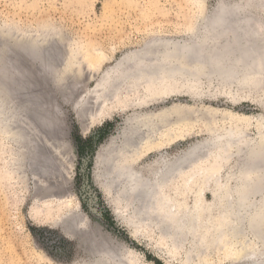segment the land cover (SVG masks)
Segmentation results:
<instances>
[{"label": "rangeland", "instance_id": "rangeland-1", "mask_svg": "<svg viewBox=\"0 0 264 264\" xmlns=\"http://www.w3.org/2000/svg\"><path fill=\"white\" fill-rule=\"evenodd\" d=\"M223 1L237 4L244 13L264 22V7L249 4L247 0H0V35L6 34L10 26L33 32L37 29L45 30L51 24L56 36H59L58 51H69L75 72V78L71 76L67 83L65 81L63 85L57 86L53 84L50 73L39 66V82H27L28 85L23 90L24 87H19V73L16 72L19 74L17 76L13 73L14 79L11 81L9 64L4 63L8 61L4 58L8 53L5 46H2L3 42H0V63L3 62L0 71L4 68L8 70L0 73V89L5 92V104L10 98L13 102L16 99L18 116L29 114L35 117L26 116L31 124L29 126L21 120H17V124L24 126L22 129L32 128L29 137L37 129L43 139L47 136L57 137L55 139L62 137L67 142L64 144L71 157L70 167L60 161L52 165L53 161L48 160V147H35V143L24 146L16 141L11 143L8 135L0 129V264H92L95 261V257L87 252L86 246L84 249L83 243L79 244V238L68 237L54 224L53 219L62 211H53L54 214L51 215L37 211L40 206L53 203L57 194L53 193L50 185L59 188L61 181L66 188L67 183H70L71 187L67 188V192L73 194L77 205L80 203L82 211L90 220L98 222L103 230L111 233L121 243V247L130 250L128 264H240L244 258L237 260L236 253L247 247L256 248L264 254V243L260 245L259 239L249 233L247 224L250 216L261 211V224L253 233L260 234L261 239H264V191L261 197L255 196L253 199L246 195L250 189L245 183L253 174H245L246 152L243 149L249 148L252 140H260L258 136L264 133V82L260 86L254 85L250 78H241L238 82H222L210 67L187 62L185 76L172 77L166 84L123 82L118 87V93L106 105L109 107L107 117L90 124L86 131H82L80 118L75 114V110L81 114L91 112L90 103V107L86 106V96L95 88L103 87L107 78L114 76L119 68L122 70L125 66L122 60L133 58L134 52L147 48L156 49L158 45L170 41L184 44L207 43L212 46L214 41L211 40V32L203 28V21L205 17L213 15L217 4ZM219 43L220 41L216 44ZM3 49L6 51H2ZM2 52L6 54L3 55ZM259 61H256L257 67H261ZM24 69L22 76L29 75ZM83 69H86L85 72ZM60 75L61 73L59 79ZM29 77L33 78L31 75ZM10 86L13 88L11 95L14 96L7 89ZM18 87L23 89L19 91ZM165 90L168 95L157 96ZM31 95L45 96L44 108L42 103L35 105ZM7 97L10 98L7 100ZM141 99L145 102L138 103ZM51 100L57 106V113L54 108L52 111L47 108L51 107ZM2 103L0 99V104ZM164 108L176 112L184 110L180 126L182 135L161 148L147 152L139 162L141 166L154 164L161 157L172 160L205 140H215L218 145L222 144L238 135V129L244 135V141L238 144L244 151L240 155H231L235 149L233 146L224 148L216 145L206 157L190 162L184 168L183 177L174 175L168 182L166 198L173 211L168 216V226L173 229L180 216L187 220L193 217L196 219L192 230L185 227L188 231L187 234L183 233L185 237L174 234L172 229L169 232L171 235L166 233L163 231L164 224L155 217L149 222H142L139 229L135 230L130 222L129 208H124L125 202L120 201L121 187L112 183V191L106 198L93 178L97 152L106 145L109 138L121 134L125 119L133 114L154 113ZM38 109L44 112L43 117L38 115ZM32 112L34 115L30 114ZM43 118H48L49 121ZM41 120L47 124H42ZM56 122L63 124L59 133L53 131ZM33 124L37 125L36 130ZM50 124L54 127L51 128ZM66 128L68 134L63 136L62 131ZM171 129L174 130L175 127L171 126ZM228 131H233L231 136H228ZM218 134L224 136L216 139ZM36 148L39 150H35ZM258 154L257 157L260 152ZM17 159H21V167L16 164ZM44 163L47 164L46 167ZM43 169L45 174L41 172ZM38 173H41L39 176L42 175L40 178L45 182L43 184L54 195L44 197L46 194L41 189V193L35 191L31 177L37 178ZM212 174L218 176V182L207 178ZM109 199L123 214L124 220L113 214ZM160 212L163 213L161 207ZM155 220V224H152ZM240 220L243 226L240 228L242 234H237L238 243L230 237L233 227ZM241 236L242 240L239 239ZM121 250L124 251L123 248Z\"/></svg>", "mask_w": 264, "mask_h": 264}, {"label": "bare ground", "instance_id": "bare-ground-1", "mask_svg": "<svg viewBox=\"0 0 264 264\" xmlns=\"http://www.w3.org/2000/svg\"><path fill=\"white\" fill-rule=\"evenodd\" d=\"M247 2L249 4L264 7V0H247ZM217 7L218 8L215 10V13L207 18L205 17V20L203 21L205 23L203 28L211 32V40L214 41L212 46H209L207 43L191 42L188 44H184L177 41H170L158 45L156 49L147 48L134 52L132 53L133 58L127 60L126 58H124L122 62L125 63V66L122 68V70H120V68L119 70L115 69L118 71L116 72L117 74L114 72V76L110 75V77L107 78V83L104 84L103 87L95 88L86 96V106H88V104L90 103L89 105L92 106L91 112L87 111L88 113L85 112L81 114L75 110L76 116L80 118V126L82 131H86L90 124L99 122L103 118L107 117V115L109 114V107L106 105L107 103H109L108 101L112 100L116 93H118V87H120L123 82L127 81L130 83H143L145 85L156 84L159 82H163L164 84H166L168 81L171 80L172 77H184L187 73L186 65H188V63L195 62L197 64H204L210 67L213 72H216L222 82L229 83L232 80H236L238 82L241 78L245 79L244 75L248 74V72H253L255 68H257L258 74L251 77L249 80H251L254 85L259 84L258 86H260V84L264 82V70H262L259 66L257 67L256 61L260 60V63L264 61V22H259L251 14L244 13L243 9H241V7L237 4H229L223 1L219 2L217 4ZM46 28H44L45 30L37 29L33 32H28L18 27L10 26L6 34L0 35V42H3L2 46H5V49L8 53L7 57L4 56L5 60H8L4 63L9 64L8 74H10L11 76L13 75V73L14 76L20 74L19 77L21 80H19L18 78V82H20L19 87H24V89H19L18 87L19 91L21 89L25 90V87H27L30 81L34 83L39 82L37 81L41 77L38 74L40 72L39 66H41L43 70L48 71L50 73L53 84L55 83L57 86L63 85L65 81L67 83V80H69L71 76H75V72L73 71L74 67L71 63V56L69 51L67 49L62 50V53L60 52L61 49L58 51L57 43L59 39L57 38L59 36H56L55 29L51 24H48V27ZM219 41L220 43L216 44ZM5 49H3L2 51H6ZM220 50H223L224 52L225 50H227L228 54L220 52ZM2 53L3 55L6 54L5 52ZM10 54H13V57H11ZM16 54L18 56H16ZM14 56H16V58H14ZM236 56L239 57V62L235 59ZM17 57L22 58V60L20 58L18 59ZM2 63H0V66H2ZM24 64H26V66ZM33 64H35V67H32ZM23 68H25L24 70H26L28 74L33 77L32 79H29V75L22 76L21 73H23ZM3 70L7 69L4 68ZM3 70L0 71L1 74ZM83 70L85 72L86 69ZM115 70L112 69V71ZM231 70L233 71V73L230 72ZM16 72L19 74H17ZM60 73L61 78L59 79ZM87 74L85 76H87ZM5 75L8 77L7 74ZM11 76L10 78L12 81V79H14V76ZM85 76L83 77L86 79ZM0 84L2 83L0 82ZM7 89L9 90V93L11 95L13 89L12 86ZM166 95H168V92L165 90L159 93L157 96L164 97ZM20 96H22V94ZM8 98L10 97H7V100ZM31 98L35 100V105L38 106V103H42V106L44 108L45 96L42 97L39 95H33ZM0 99L3 101V103L0 104V129L8 135V139L9 141H11V143H15L16 141L20 145L22 144V146H24V144L33 145V143H35V145H33L35 147L37 145V147L44 145V147L46 146L48 148H50V146H53L55 151L53 150L52 157H48V160H51L52 162L53 160L56 161L58 159L66 167L71 166L70 153L68 152L65 146L66 142L63 140L62 137L60 138L59 136L58 139H55L57 137L50 138L46 135V139H43L42 134H39L40 130H36L37 125L35 124H33V126L35 125L36 132L34 135H31L33 137H29V134L31 133L30 130L32 128L30 130L22 129L24 126L21 127L22 125L19 126L20 124H17V120H19V122L21 120L27 122V126H29L30 122L27 120L26 117L29 114L26 115L24 114V112L23 114L25 116H18V107H15L16 99L14 100L15 102H13L10 101V98L9 102L5 104L6 96L5 92L3 93L2 89H0ZM142 101L143 99H141L138 103H141ZM144 102L145 100L143 101V103ZM50 106L51 107L47 106V108H50L51 111L54 108L56 110V113L58 112L57 106L53 103L52 100L50 101ZM38 110L40 111V109ZM45 112L47 113V111ZM30 114H33V112ZM183 114L184 110L179 109L176 112L166 108L154 113L145 112L133 114L129 116V118L125 119V122L123 123L125 126L121 134L119 136H113L109 138L106 145H103L96 154L93 172V178L96 186L102 191L105 197H108L110 195L112 191L111 184L113 183V181H115V183H117L118 186L121 187V191L119 193L120 201L122 203L125 202V206L122 204L124 208H129V213H131L130 222L135 230L139 229L138 226L141 225L142 222H149L153 219V217H155L156 220L158 219V221H161L164 224L163 231H165L166 233L168 232V234H170L169 232H171L172 228L171 226H168L167 220L168 216L171 215L173 211L171 205L169 204V201L166 198V188L170 179L174 175H179V177H183L184 168L190 162H196L199 157H206L208 153L212 151L214 147H216V145L217 147H219L220 145V147L224 148H227L228 145H230V147L233 146L235 149L234 153H231V155H240L241 152H244L238 145L239 142L244 141V135H242L241 130L238 129L236 131L238 135L232 137V139L226 138L230 141L226 140V142L218 145L215 140H205L203 142L195 144L194 146H191L188 150H186V152L179 154L172 160H166L165 158L161 157L154 164H145L141 166L139 162L147 152L152 149L161 148L164 144L170 142L173 139L180 138V136L182 135L180 126L183 123V116L185 115ZM38 115H41V117H43L44 112L42 113L40 111ZM54 115L56 116V114ZM29 116L31 117V115ZM31 118L35 117L33 116ZM44 119L45 118H43V120ZM51 119L53 120V118ZM46 120H48V118L45 119V121ZM42 122L43 121L41 120V123ZM42 124H47V122H43ZM42 124H40V127L42 126ZM61 125L63 124H61L60 122H56V124L54 125L55 127L51 126V124L49 126H51V128L54 127L53 131L59 133L60 128H62ZM171 126H174L175 129L172 130ZM47 130L49 131V129ZM171 131L174 132L171 133ZM232 132L233 131H228V136H231ZM49 133L50 132H48V134ZM51 135L54 136L53 134ZM223 136L224 135L218 134L216 139ZM258 138L260 140H258L257 142L255 141L256 143L253 140L251 143H249V148H243L246 152L245 174H253L251 175L252 179L247 178L248 180L245 183L247 185L246 187L250 189L249 191H247L249 193H247L246 195L248 196V198L250 197L252 199L255 196L261 197L262 191H264V133L260 134ZM56 147H58L59 149H56ZM35 150L38 151L39 149L36 148ZM257 150H259L260 156H256V159L254 156L255 162L251 163V159H249L248 156L251 154H258L259 152ZM33 152L37 153L35 151ZM21 162V159L16 160V164L20 167L22 164ZM45 165L47 166L46 163H44V167H46ZM41 172H44L45 174L44 169L41 170ZM32 173L34 172L32 171ZM39 174L41 173H38L37 178L31 177L35 191L38 190L37 193H41V189V191L46 194L45 196L43 195L44 197L52 196L51 194L54 193L57 194V198L52 200L53 203L49 202V204L52 205H42L40 206L42 208L39 209V207L37 211L40 213L46 212L49 215L54 214L53 211H62L56 216V218L53 219L54 224L58 225L68 237H76V234L70 229L71 224L66 222H68V219L71 218L70 220H72V223H75L77 227L80 226V228L83 229V227L85 226L84 224H86V221L84 220V216H81L79 214L78 205L73 198V194L69 191L67 192V188L65 185L63 186L64 183H62V181V186H58L59 188L55 189V191L53 190V193H51L49 187L46 188V184H43L45 182L43 181V179L40 178L42 175L39 176ZM207 178L209 180H213V182H218V176L214 174H212V176H208ZM255 179L258 180L256 181ZM255 182H257L258 184H254ZM109 204L111 206L113 214L118 218L121 217L124 220L123 214L121 215L120 211L118 210V208H116L111 199H109ZM159 206L163 208V213L160 212ZM156 213L159 215H157ZM261 214L262 212L258 211L256 215L250 216L251 219L249 218V222L247 223L249 226V233L259 239L258 242L260 243V245L264 243V239H261L260 234L255 235V233H253V230L260 226V217L262 216ZM156 220L153 221L152 224H155ZM241 220L239 221V223L236 224V226L233 227L235 232H231L232 236H229L232 241L234 238V242L236 241V239H238L237 234L238 232H240V228L243 226V224L241 225ZM195 225V217L187 220L184 216H180L178 224L173 227L172 230L173 232H175L174 234H179L180 237H182L185 233H188V231H186V228H188V230H192ZM240 233L242 234V232ZM242 236L241 238L239 237L240 240H242ZM244 237H246L245 233ZM102 239L103 238H101V240ZM100 243L101 244L99 245V247H94L92 245L86 244V250L89 255L95 257L93 259L95 261L92 264H128V252L130 250H127L125 247H121L115 244H104L103 241H101ZM121 248H123L124 251H122ZM247 248H241V251L237 250V260L238 258H244L242 260L243 262L240 264H264V254L261 251L256 248Z\"/></svg>", "mask_w": 264, "mask_h": 264}, {"label": "water", "instance_id": "water-1", "mask_svg": "<svg viewBox=\"0 0 264 264\" xmlns=\"http://www.w3.org/2000/svg\"><path fill=\"white\" fill-rule=\"evenodd\" d=\"M253 1H256V0H253ZM220 52H223V53L226 54L227 50H225V52L223 50H220ZM235 59L237 61L240 60L239 57H237V56L235 57ZM261 60H263V59H261ZM261 69L264 70V61H262V63H261ZM230 72L233 73L232 70ZM256 74H258L257 68H255V70L253 72H248V74L244 75V77H245L244 80H247V79L255 76ZM62 133H63V136H66L68 134L67 128L63 129ZM64 141L66 142V140H64ZM57 148L58 147H56V149ZM49 149H50V153H49L48 157L51 158L52 157V152H53V150L55 151V149H54L53 146L52 147L50 146ZM254 156H256V154H251V155L248 156V158L251 159L250 160L251 163L255 162ZM55 159H57V158H55ZM57 161H59V160L58 159L56 161L53 160V162H55V163H52V165L53 164L56 165ZM114 182L115 181H113V183ZM50 186H51V188H53V190L57 189L56 186H54L53 184H51ZM70 187H71L70 183H67V188L70 189ZM77 201H78V199H77ZM92 210H94V209H92ZM78 211H79V214L81 216H84V220L86 221V224H84L85 226L83 227V229L80 228V226L77 227V225L75 223H72V220H70L71 218L68 219V222H66V223H70L71 224L70 225V229H71V231H73L76 234V237L79 238L78 242H79L80 245H82L81 243H83V247L86 246V244L87 245H92L94 247H99V245L101 244L100 242L103 241L104 244H109L110 243L112 245L115 244V245L121 246V243L118 240H116L111 235V233H109L108 231L103 230L102 226L98 222L90 220V217L88 215H86V213H84L82 211L80 203H78ZM101 238H103V239L101 240ZM84 249H85V247H84Z\"/></svg>", "mask_w": 264, "mask_h": 264}]
</instances>
